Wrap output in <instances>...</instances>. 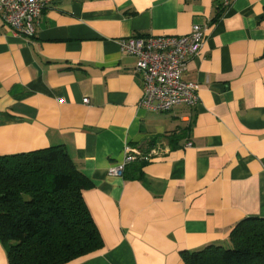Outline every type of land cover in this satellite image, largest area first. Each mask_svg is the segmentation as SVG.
Returning a JSON list of instances; mask_svg holds the SVG:
<instances>
[{"label": "crops", "instance_id": "obj_1", "mask_svg": "<svg viewBox=\"0 0 264 264\" xmlns=\"http://www.w3.org/2000/svg\"><path fill=\"white\" fill-rule=\"evenodd\" d=\"M207 23L184 72L197 105L142 107L121 40ZM58 145L94 183L104 240L66 264H186L183 250L230 247L239 221L264 217V0H49L31 38L0 13V155ZM126 145L159 149L139 178L108 172Z\"/></svg>", "mask_w": 264, "mask_h": 264}, {"label": "trees", "instance_id": "obj_2", "mask_svg": "<svg viewBox=\"0 0 264 264\" xmlns=\"http://www.w3.org/2000/svg\"><path fill=\"white\" fill-rule=\"evenodd\" d=\"M145 163L132 162L123 174L139 178ZM93 186L62 145L0 155V237L9 264H66L101 251L104 240L84 195ZM230 241L183 250L182 259L264 264V217L239 221Z\"/></svg>", "mask_w": 264, "mask_h": 264}, {"label": "built area", "instance_id": "obj_3", "mask_svg": "<svg viewBox=\"0 0 264 264\" xmlns=\"http://www.w3.org/2000/svg\"><path fill=\"white\" fill-rule=\"evenodd\" d=\"M49 0H0V13L16 34L31 38ZM209 24H196L186 35H134L121 40L122 50L137 58L135 72L141 76L143 96L140 105L166 112L179 105L193 107L199 101V84L184 78L188 61L201 54ZM84 102H89L88 98ZM123 161L109 167L111 176L123 175L132 162L149 161L159 149L142 152L126 145Z\"/></svg>", "mask_w": 264, "mask_h": 264}]
</instances>
